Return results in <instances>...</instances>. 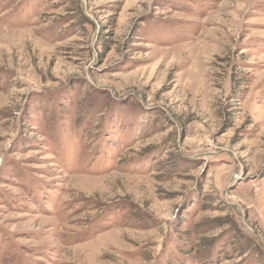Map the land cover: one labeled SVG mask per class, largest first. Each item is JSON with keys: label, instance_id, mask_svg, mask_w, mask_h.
<instances>
[{"label": "rangeland", "instance_id": "374dc122", "mask_svg": "<svg viewBox=\"0 0 264 264\" xmlns=\"http://www.w3.org/2000/svg\"><path fill=\"white\" fill-rule=\"evenodd\" d=\"M0 264H264V0H0Z\"/></svg>", "mask_w": 264, "mask_h": 264}, {"label": "water", "instance_id": "95a60500", "mask_svg": "<svg viewBox=\"0 0 264 264\" xmlns=\"http://www.w3.org/2000/svg\"><path fill=\"white\" fill-rule=\"evenodd\" d=\"M239 209V208H238Z\"/></svg>", "mask_w": 264, "mask_h": 264}]
</instances>
